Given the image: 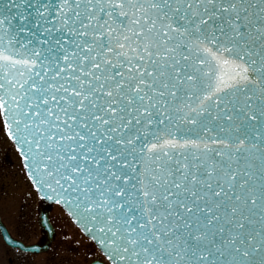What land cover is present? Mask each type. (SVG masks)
<instances>
[{
	"label": "snow or ice",
	"instance_id": "1",
	"mask_svg": "<svg viewBox=\"0 0 264 264\" xmlns=\"http://www.w3.org/2000/svg\"><path fill=\"white\" fill-rule=\"evenodd\" d=\"M0 132L100 264H264V0H0Z\"/></svg>",
	"mask_w": 264,
	"mask_h": 264
},
{
	"label": "rangeland",
	"instance_id": "2",
	"mask_svg": "<svg viewBox=\"0 0 264 264\" xmlns=\"http://www.w3.org/2000/svg\"><path fill=\"white\" fill-rule=\"evenodd\" d=\"M31 191L17 152L8 138L0 132V214L14 236L21 237L17 225L22 230L24 220L29 216L33 220L38 217L40 201L31 199ZM49 217L56 225L53 244L47 252L31 255L34 264H89L94 258L103 259L92 242L80 234L74 225L59 218L56 205L49 206ZM41 237L37 223L35 230H30L21 238L34 243L41 241ZM11 251L0 236V264H8L6 257L13 256Z\"/></svg>",
	"mask_w": 264,
	"mask_h": 264
},
{
	"label": "water",
	"instance_id": "3",
	"mask_svg": "<svg viewBox=\"0 0 264 264\" xmlns=\"http://www.w3.org/2000/svg\"><path fill=\"white\" fill-rule=\"evenodd\" d=\"M48 203H51V202H48ZM40 216H44L45 218H48L49 217L48 216V210L42 208ZM0 220H1V218H0ZM0 229H1V232H2L3 237L5 239L7 236V233L4 232L3 228H0ZM43 234L45 237V242L43 244H31L32 247H28L29 245L24 244L23 247H25L27 250L32 251V252H37L40 250L48 249L50 244H51V241L53 239V236H54V230L51 228L50 225L46 224L45 228L43 229ZM92 264H100V261H95Z\"/></svg>",
	"mask_w": 264,
	"mask_h": 264
},
{
	"label": "flooded vegetation",
	"instance_id": "4",
	"mask_svg": "<svg viewBox=\"0 0 264 264\" xmlns=\"http://www.w3.org/2000/svg\"><path fill=\"white\" fill-rule=\"evenodd\" d=\"M11 250L13 256L6 257L8 264H34L29 252L21 253L19 250L12 248Z\"/></svg>",
	"mask_w": 264,
	"mask_h": 264
}]
</instances>
